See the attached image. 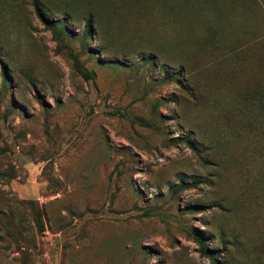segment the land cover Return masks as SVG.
Here are the masks:
<instances>
[{
  "label": "rangeland",
  "instance_id": "obj_1",
  "mask_svg": "<svg viewBox=\"0 0 264 264\" xmlns=\"http://www.w3.org/2000/svg\"><path fill=\"white\" fill-rule=\"evenodd\" d=\"M0 264H264V0H0Z\"/></svg>",
  "mask_w": 264,
  "mask_h": 264
},
{
  "label": "trees",
  "instance_id": "obj_2",
  "mask_svg": "<svg viewBox=\"0 0 264 264\" xmlns=\"http://www.w3.org/2000/svg\"><path fill=\"white\" fill-rule=\"evenodd\" d=\"M33 7H34V10H35V13L37 14L38 18L45 24H47L46 21H44V16L43 14L41 13L40 9H39V5L38 3L34 2L33 4ZM91 24V21L88 23V25L90 26ZM83 76L86 77L87 75L85 73H83Z\"/></svg>",
  "mask_w": 264,
  "mask_h": 264
}]
</instances>
